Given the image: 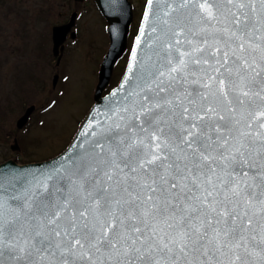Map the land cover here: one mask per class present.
Returning <instances> with one entry per match:
<instances>
[{
	"label": "snow or ice",
	"instance_id": "1",
	"mask_svg": "<svg viewBox=\"0 0 264 264\" xmlns=\"http://www.w3.org/2000/svg\"><path fill=\"white\" fill-rule=\"evenodd\" d=\"M70 149L0 165V264H264V0H147Z\"/></svg>",
	"mask_w": 264,
	"mask_h": 264
},
{
	"label": "rangeland",
	"instance_id": "2",
	"mask_svg": "<svg viewBox=\"0 0 264 264\" xmlns=\"http://www.w3.org/2000/svg\"><path fill=\"white\" fill-rule=\"evenodd\" d=\"M130 1L134 17L128 49L105 91L122 77L138 29L145 0ZM24 4L0 0V163L9 158L20 163L41 161L66 148L94 102L98 70L109 45L106 21L93 0L76 1L73 10L59 7L54 9L59 17L43 20L31 10L41 0H27L29 9ZM73 11L78 13L76 36H68L57 63L51 52V27L68 20ZM31 105L35 109L19 129L16 122Z\"/></svg>",
	"mask_w": 264,
	"mask_h": 264
},
{
	"label": "water",
	"instance_id": "3",
	"mask_svg": "<svg viewBox=\"0 0 264 264\" xmlns=\"http://www.w3.org/2000/svg\"><path fill=\"white\" fill-rule=\"evenodd\" d=\"M98 9L100 12L103 14V16L106 18L108 22V34L110 38V44L107 50L106 55L104 56L100 70H99V75H98V83L96 85L95 93H94V104L92 105L91 109L89 110L86 118H88L89 113L92 112L93 110H103L105 106L108 103L110 93L117 91L120 88V85L125 79L126 75V70L129 68L130 63H131V52L135 48V39L138 37L140 29L143 27V19L140 22L139 30L137 35L134 38L132 49L129 55L128 63L124 72V75L119 82V84L114 87L109 93L106 95L102 96V91L106 87V85L109 82L114 64L116 61L120 58V56L124 53L126 47H127V37L129 34V29H130V24L132 21V6L129 0H94ZM147 4V3H146ZM147 11V7L145 6V10L143 13V16L145 12ZM142 16V18H143ZM74 24V14L71 17V20L60 26H55L53 28V53L54 55H58L59 53V47L62 50L63 46L62 43L64 42L68 31L71 29V27ZM74 33H72V36ZM57 80V76L55 77V81ZM34 110V106L31 105L29 106L24 114L17 120L16 125L18 128H22L28 121L29 116ZM82 122L80 125L78 131L76 132L74 138L70 142V144L67 146V148L62 151L61 153H64L65 151L69 150L71 145L73 144V141L76 140L78 133L81 132L82 127L85 126V120ZM13 148H17V145L12 146ZM60 153V154H61ZM60 154L56 155L55 157L59 156ZM50 158L45 161H40V162H30V163H24V164H19L16 161L9 159L6 160L0 165L7 164L8 167H13V166H32L36 167L39 165H43L46 161L54 159Z\"/></svg>",
	"mask_w": 264,
	"mask_h": 264
},
{
	"label": "flooded vegetation",
	"instance_id": "4",
	"mask_svg": "<svg viewBox=\"0 0 264 264\" xmlns=\"http://www.w3.org/2000/svg\"><path fill=\"white\" fill-rule=\"evenodd\" d=\"M76 1L77 0H41V4L39 5V7H37L36 9L32 8L31 10L38 12L37 20H38V17H39V20H43V19H45L49 16H52V15H55V14L58 15V17H59L60 13L58 12V14H57L56 10H54V9H57L59 7H66L67 9H69L70 7H72L71 10H73L74 9L73 7H75ZM22 3H25L24 4L25 8L29 9L28 6L26 5L27 0H22ZM66 22H67V20H64L63 22H60V23L57 22L55 24H52L51 33H50L51 41H52V28H53V26L63 24Z\"/></svg>",
	"mask_w": 264,
	"mask_h": 264
}]
</instances>
